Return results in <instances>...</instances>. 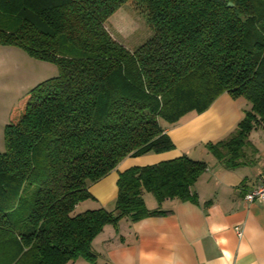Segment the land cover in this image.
<instances>
[{
  "label": "trees",
  "instance_id": "1",
  "mask_svg": "<svg viewBox=\"0 0 264 264\" xmlns=\"http://www.w3.org/2000/svg\"><path fill=\"white\" fill-rule=\"evenodd\" d=\"M125 4L152 30L136 49L107 27ZM0 44L60 70L6 127L0 264L94 261L93 241L107 224L159 212L145 193L193 200L208 164L182 155L121 172L112 208H79L127 156L175 149L165 125L223 93L251 107L228 137L208 144L222 164H244L250 134L264 127V0H0Z\"/></svg>",
  "mask_w": 264,
  "mask_h": 264
},
{
  "label": "crops",
  "instance_id": "2",
  "mask_svg": "<svg viewBox=\"0 0 264 264\" xmlns=\"http://www.w3.org/2000/svg\"><path fill=\"white\" fill-rule=\"evenodd\" d=\"M250 107L244 98L223 93L205 111L165 125L175 149L127 156L92 184L89 190L94 199L89 201L112 208L119 174L132 166L182 155L208 164L192 188L193 200L160 202L145 193L147 207L159 212L138 221L123 218L107 224L93 241L95 260L81 258L70 264H264V202L247 204L244 199L264 181V127L252 131L245 163L237 167H226L208 149L209 143L228 137Z\"/></svg>",
  "mask_w": 264,
  "mask_h": 264
},
{
  "label": "rangeland",
  "instance_id": "3",
  "mask_svg": "<svg viewBox=\"0 0 264 264\" xmlns=\"http://www.w3.org/2000/svg\"><path fill=\"white\" fill-rule=\"evenodd\" d=\"M107 27L130 49H136L152 35L144 13L132 4L123 5L109 19ZM3 46L0 48V151L6 149L5 133L12 112L34 87L60 72L54 62L35 58L17 46ZM87 207L99 206L92 201H83L82 209Z\"/></svg>",
  "mask_w": 264,
  "mask_h": 264
},
{
  "label": "built area",
  "instance_id": "4",
  "mask_svg": "<svg viewBox=\"0 0 264 264\" xmlns=\"http://www.w3.org/2000/svg\"><path fill=\"white\" fill-rule=\"evenodd\" d=\"M244 199L247 204H252L254 202H264V181L262 184L249 190L245 194Z\"/></svg>",
  "mask_w": 264,
  "mask_h": 264
},
{
  "label": "water",
  "instance_id": "5",
  "mask_svg": "<svg viewBox=\"0 0 264 264\" xmlns=\"http://www.w3.org/2000/svg\"><path fill=\"white\" fill-rule=\"evenodd\" d=\"M230 5H232V4L230 3Z\"/></svg>",
  "mask_w": 264,
  "mask_h": 264
}]
</instances>
